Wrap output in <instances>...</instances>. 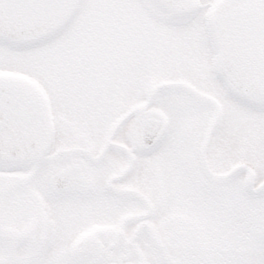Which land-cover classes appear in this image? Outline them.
<instances>
[{
    "label": "rangeland",
    "instance_id": "rangeland-1",
    "mask_svg": "<svg viewBox=\"0 0 264 264\" xmlns=\"http://www.w3.org/2000/svg\"><path fill=\"white\" fill-rule=\"evenodd\" d=\"M206 13L199 10L180 24L149 0H82L70 23L48 41L24 47L0 43V73L23 76L45 90L66 145L98 140L143 99L150 83L188 82L223 107L211 144L213 166L224 171L249 163L259 184L264 180V104L234 101L216 78ZM151 109L167 115L170 131L158 149L140 157L148 169L139 185L156 190L154 222L172 242L175 257L181 264H264V198L244 192L243 174L215 183L200 168L212 109L174 90L159 94ZM131 127L128 122L121 132ZM115 203L118 215L139 208L131 200ZM57 230L50 238L69 241L66 229ZM143 237L138 243L150 264H164ZM185 243L193 257L186 256ZM53 246H46L44 264L60 263L70 245H56L55 251Z\"/></svg>",
    "mask_w": 264,
    "mask_h": 264
},
{
    "label": "water",
    "instance_id": "water-1",
    "mask_svg": "<svg viewBox=\"0 0 264 264\" xmlns=\"http://www.w3.org/2000/svg\"><path fill=\"white\" fill-rule=\"evenodd\" d=\"M175 15H186L195 6L194 0H153ZM78 0H0V39L13 43L40 40L59 29L72 15ZM209 31L219 65L225 78L246 99L264 102V9L259 5L228 8L214 13L209 19ZM164 88H179L191 93L215 108V117L206 134L202 160L210 176L227 180L239 171H246L245 188L253 194H264V183L253 186L254 173L244 165L237 166L223 176L210 172L206 162L211 133L221 117L219 104L185 84L164 83L153 88L148 100L128 113H144L156 93ZM140 130L142 145L153 148L164 136L167 121L153 113L144 114ZM53 125L45 97L24 78L0 75V164L26 165L33 158L40 159L49 151ZM35 155V157H31ZM35 221L22 231L5 230L9 257L0 264H16L25 259L14 255L22 241L34 239ZM9 239L12 242H9ZM106 245L103 238L92 233L77 250L76 257H92L101 262ZM109 264H117L111 262ZM122 264H147L144 261H124Z\"/></svg>",
    "mask_w": 264,
    "mask_h": 264
},
{
    "label": "flooded vegetation",
    "instance_id": "flooded-vegetation-1",
    "mask_svg": "<svg viewBox=\"0 0 264 264\" xmlns=\"http://www.w3.org/2000/svg\"><path fill=\"white\" fill-rule=\"evenodd\" d=\"M238 1V0H236ZM59 134V133H58ZM64 132L61 131V134L58 135L57 143L60 146L65 145ZM104 137H101L97 143L93 146H81L77 142L72 145V147H82L90 150L91 157L85 153V151H74L70 153H62L60 155L54 156V160H57L52 164V167L48 169H41V172H37L33 184H18L20 193L25 191H32L31 188L41 197V206L43 208L39 210L40 218L45 224V233L47 234L45 245H74L78 237L85 233L93 232V229L99 228L104 233H110L112 228H116L119 225L121 218L127 214L125 211L124 214L118 215L116 210L113 209V205L117 206V202L120 206L128 204L129 198L127 192L130 189H139L145 190L142 186L139 185L141 178L145 177V171L148 168H144V163L139 160L140 157L136 155V161L132 171H125L128 162V156L126 152H122L116 148H109V150L103 155V158L100 160V152L102 150V144ZM115 142L117 144H127L124 136H119L116 138ZM67 143V142H66ZM68 146V145H65ZM68 148V147H67ZM76 148L75 150H79ZM118 148V147H117ZM70 149V148H69ZM98 157V159H97ZM98 161H94V160ZM75 162L80 165L84 178L86 180L85 185L76 187L73 190H70L66 193H59L51 188L49 184V175L61 170L70 163ZM11 168L0 167V183L3 184V178L8 179L11 182L4 191L7 193L8 189L12 190L15 194V189L17 185L14 183L13 171H10ZM30 169V168H29ZM26 169L19 171L23 174L30 173V170ZM124 171V173H123ZM160 181V180H158ZM124 191V194H122ZM147 192V191H146ZM10 194V195H12ZM148 194H150L148 192ZM24 195V194H22ZM131 199V198H130ZM137 201V200H136ZM30 203L25 206V209L31 207ZM117 209L116 207H114ZM142 211L141 208H137L128 213H139ZM98 214V215H97ZM28 215V213H26ZM7 217V216H6ZM13 219H10L12 223L18 224L23 227L26 218L28 216L16 217L12 216ZM25 226V225H24ZM40 226V222L37 220V229ZM58 227L66 229L69 241H55L50 238L51 233L56 234ZM133 226H124L123 232L128 234L131 231ZM169 228V227H168ZM74 232V238H71V233ZM97 233L101 234L98 230ZM166 245H172L171 242H167ZM21 245H31L30 243H22ZM75 245H81L75 244ZM70 250V249H69ZM69 250L64 251L61 255L60 264H71L73 263L72 257L70 256ZM60 255V254H59ZM110 257L108 251H104L103 257ZM107 259L103 263L106 262ZM80 262V261H76ZM84 264H94L93 262H84Z\"/></svg>",
    "mask_w": 264,
    "mask_h": 264
}]
</instances>
